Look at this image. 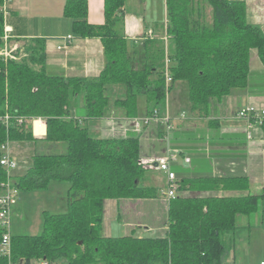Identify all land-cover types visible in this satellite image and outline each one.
Here are the masks:
<instances>
[{
  "label": "trees",
  "instance_id": "obj_1",
  "mask_svg": "<svg viewBox=\"0 0 264 264\" xmlns=\"http://www.w3.org/2000/svg\"><path fill=\"white\" fill-rule=\"evenodd\" d=\"M5 2L0 0V46ZM125 4L126 0H104L105 23L93 26L88 22L87 0L66 1L64 17L72 21L75 36L98 38L103 44L106 65L97 79L48 73L45 41L40 39L24 50L28 57L19 61H6L0 55V158L1 146L7 142H36L33 122L38 119L46 123L44 141L66 145L63 154L34 155L27 173L13 182L20 191L48 189L53 181L70 184L65 213H45L38 236L11 237L15 260L223 264L236 251L238 242L250 235L253 217L261 215L264 225V187L259 195H199L247 192L250 182L244 175L213 176L194 167L190 176H182L180 194L169 202L164 237L104 235L106 200L152 199L158 196V189L146 185L148 169L140 164V139L92 137L70 113L74 100L83 96L86 119H102L109 106L108 87L121 85L124 95L115 105L128 117H136L138 97L144 96L150 115L164 108L175 83L185 82L191 112L206 119L212 104L248 87L252 51H257L264 66V31L248 23L245 1L166 0L167 45L157 38L138 45L121 35ZM207 5L211 13L205 12ZM167 72L173 80L169 86ZM5 117H9L8 123ZM261 128L264 133V120ZM207 163L210 168L211 163ZM6 180L0 166V191ZM186 191L191 194L183 195ZM239 216L247 222L238 225ZM2 236L0 228V242ZM0 264H8L7 259L0 256Z\"/></svg>",
  "mask_w": 264,
  "mask_h": 264
},
{
  "label": "crops",
  "instance_id": "obj_2",
  "mask_svg": "<svg viewBox=\"0 0 264 264\" xmlns=\"http://www.w3.org/2000/svg\"><path fill=\"white\" fill-rule=\"evenodd\" d=\"M66 1L6 0L2 11L6 13L5 31L9 36V44H17L25 50L33 41L44 40L45 68L48 73L61 74L66 78L97 79L106 65L103 44L98 38L81 39L75 36L72 32V21L64 17ZM229 1H245L248 23L264 31V0ZM87 2L89 24L104 25V0H87ZM122 12L121 35L142 45L152 33L153 39H161L166 45L168 44L166 29L169 18L166 0H126ZM147 12H164L163 23L148 20L145 17ZM68 36H72L70 47L59 50L62 40ZM1 52L2 46H0ZM250 70L248 87L236 89L222 101L212 104L211 115L206 119L191 112L188 87L185 83H175L173 90L167 95L164 108L159 109L160 115H168L173 125L168 143L164 141L165 127L162 123L155 120L139 129L135 126L136 118L142 119L148 116L146 106L142 112L138 107L136 117H128L122 107L115 105V101L124 95V88L121 85L108 87L107 94L111 92L112 99L109 97V106L102 119L85 118L83 96L74 100L70 113L88 129L94 138L120 139L137 136L140 139L144 158L163 157L168 148L181 150L191 159V163L185 164L181 159L172 165V170L177 173L179 181L182 176H190L194 167L200 173L211 172L213 176L229 173L249 178L250 186L247 192L218 191L199 193V195L211 194L219 197L259 195L264 187V133L260 125L255 126L252 129V138L249 139L248 122L237 117L239 111L249 107L264 110V66L261 62L260 68L252 69L250 62ZM38 121H41L43 126ZM36 122L38 123H33L36 142L10 143L11 154L19 164L18 169L13 172V179L27 173L32 165L33 156L38 154V146L48 147L47 144H49L56 147L57 151L60 150L59 154L66 152L64 143L52 144L44 141L47 132L46 123L41 119ZM33 148L36 151H33ZM208 161L211 163L210 168ZM149 171L151 172L147 174L146 185L156 187L158 183L164 181L166 188L157 186L158 196L152 199L106 200L104 220L111 213L119 218H122L124 214L128 222L126 224L133 232L131 235L137 233L138 237H144L140 233L142 226H148L150 230L152 228L154 230L155 226L159 225L164 230V237L167 231L166 221L170 202L164 195L167 189L166 175L159 170ZM190 192L186 191L182 194L187 196L191 194ZM164 208L165 211H162ZM145 214H147V220L150 217L153 218L152 225H148L150 223L146 221ZM139 219L142 221H137ZM149 228H146V231H149ZM105 231L106 221L103 224V233L110 237Z\"/></svg>",
  "mask_w": 264,
  "mask_h": 264
},
{
  "label": "rangeland",
  "instance_id": "obj_3",
  "mask_svg": "<svg viewBox=\"0 0 264 264\" xmlns=\"http://www.w3.org/2000/svg\"><path fill=\"white\" fill-rule=\"evenodd\" d=\"M205 12L211 13V8L208 5ZM128 13H133V12H128ZM145 17H147L148 20L151 21L156 20L159 21L160 23H163L165 19L164 12H147ZM260 66H261L260 58L258 56L257 51L254 50L252 51L251 68L257 69L260 68ZM261 70H263V68H261ZM185 85L187 86L186 83ZM108 96L110 97V99H112L111 92L108 94ZM145 106H146L145 97L139 96L138 107L140 112H142L145 109ZM47 145L48 147L38 146L37 153L38 154L61 153L60 150L57 151L56 147L50 146L49 144ZM33 151L36 150L33 148ZM147 172L149 174L151 171L148 170ZM12 178H14L13 173H12ZM157 186L166 188L164 181L158 183L156 187ZM69 189H70L69 182L53 181L51 182L48 189L21 191L18 197V203L12 210L11 225L9 229L11 235L12 236L40 235L43 231L45 213L53 215V214H63L67 211L68 202H69ZM162 211H165V208ZM144 217L146 218V221L150 223L148 225H152L151 221L153 220V218L150 217L147 220V214H145ZM260 218L261 215L257 214L255 217H253V219H251L252 229L250 235L247 234V236H245L246 238L238 242L236 251L232 252L230 258L228 260H225L223 264H261V262H264V225L260 223L259 221ZM104 221H106L105 232L110 237L130 236L133 233L131 227L127 226L128 224H126L128 222L124 217V214L122 215V218H119L114 213H111L110 216L105 218ZM137 221H142V219H139ZM246 222H247L246 217H242V216L238 217V221H237L238 225H243ZM160 227L161 226L156 225L155 226L156 229L154 228L153 230L152 228L150 230L148 226H142L140 233L144 237H163L164 230L163 228ZM146 228H149V231H146ZM133 235L138 237L137 233Z\"/></svg>",
  "mask_w": 264,
  "mask_h": 264
},
{
  "label": "built area",
  "instance_id": "obj_4",
  "mask_svg": "<svg viewBox=\"0 0 264 264\" xmlns=\"http://www.w3.org/2000/svg\"><path fill=\"white\" fill-rule=\"evenodd\" d=\"M6 16V13H5ZM152 33L148 35V38H152ZM2 40V52L0 55L4 58V60H13L19 61L22 58L28 57V53L20 48L17 44H9V36L6 31L1 38ZM72 41V36H68L66 39L62 40V44L58 47L59 50L67 49L70 47ZM168 63V60H167ZM172 78L169 73H166V83L167 86L172 84ZM237 117L240 119H244L248 122L249 130L247 132V136L249 139L252 138V129L255 126H261L264 120V110L258 109L255 107H249L247 109H243L237 113ZM5 123H8L9 117L4 118ZM158 121L162 123L165 127V135L164 141L169 142L170 134L173 131V125L171 122V118L168 115H160L159 110L153 111L152 114H148L145 118L138 119L136 118L135 126L139 129L143 126H148L152 121ZM37 120L33 123L36 124ZM41 123V121H38ZM2 156L0 158V166L7 174V180L1 184L0 191V228L3 231L2 240L0 242V256L5 257L7 259L8 264H56L50 263L46 259L42 260H33L31 262H27L25 259H17L13 258L12 248H11V233H10V225H11V215L13 208L18 203V197L20 194V189L13 182L12 173L18 169L19 164L14 159L10 151V143L7 142L1 146ZM183 160L185 164H190L191 159L186 157L181 150L168 148L165 155L160 158H144L140 159V164L144 166L148 170H159L166 175L167 181V189L164 191V195L169 198V200L176 198L179 195V180L176 173L172 170V165L174 163H178L180 160ZM264 264V262H261Z\"/></svg>",
  "mask_w": 264,
  "mask_h": 264
},
{
  "label": "bare ground",
  "instance_id": "obj_5",
  "mask_svg": "<svg viewBox=\"0 0 264 264\" xmlns=\"http://www.w3.org/2000/svg\"><path fill=\"white\" fill-rule=\"evenodd\" d=\"M38 123V122H37ZM41 124V123H40ZM42 125V124H41ZM43 126V125H42Z\"/></svg>",
  "mask_w": 264,
  "mask_h": 264
}]
</instances>
